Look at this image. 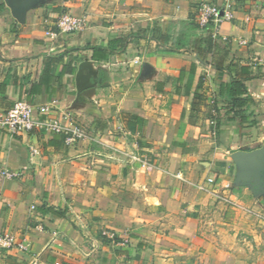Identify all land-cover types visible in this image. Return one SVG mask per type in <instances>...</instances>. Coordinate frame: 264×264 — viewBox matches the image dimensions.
<instances>
[{"label": "crops", "instance_id": "0c3cea01", "mask_svg": "<svg viewBox=\"0 0 264 264\" xmlns=\"http://www.w3.org/2000/svg\"><path fill=\"white\" fill-rule=\"evenodd\" d=\"M203 3L235 20L179 49ZM19 100L84 138L0 132V264H264V0H0V115Z\"/></svg>", "mask_w": 264, "mask_h": 264}, {"label": "built area", "instance_id": "2783aa9c", "mask_svg": "<svg viewBox=\"0 0 264 264\" xmlns=\"http://www.w3.org/2000/svg\"><path fill=\"white\" fill-rule=\"evenodd\" d=\"M236 10L231 4L225 6L215 5L213 3H203L198 10L197 24L200 30L206 31L217 36L219 28L227 22L235 20ZM82 21L65 15L59 21V28L65 33H73L81 28ZM53 38L57 34H51ZM45 130L54 134L63 135L65 145L69 148L76 147L84 138L83 130L73 124L69 116L62 118L42 120L35 116V107L28 100H19L7 112L0 115V132H6L11 136H23ZM33 153H37L33 150ZM2 175L11 177L12 174L3 170ZM209 185L215 183V180L209 179ZM230 188V185H227ZM208 190V187H204ZM13 248L24 249L22 244H18L14 237L0 233V255Z\"/></svg>", "mask_w": 264, "mask_h": 264}, {"label": "trees", "instance_id": "16d2710c", "mask_svg": "<svg viewBox=\"0 0 264 264\" xmlns=\"http://www.w3.org/2000/svg\"><path fill=\"white\" fill-rule=\"evenodd\" d=\"M196 20L197 18L191 20V22L182 23L184 33L182 38H180L177 42V47L179 49H183L189 44L193 32L196 30L201 31L199 25L196 23ZM203 32L205 33L206 31ZM242 70L245 72L246 69L243 68ZM228 97L235 106L240 108L244 107L248 102H250L247 87L241 81H236L231 84Z\"/></svg>", "mask_w": 264, "mask_h": 264}]
</instances>
